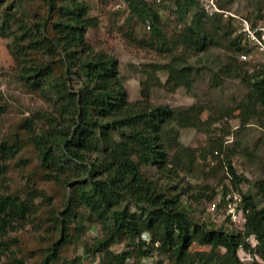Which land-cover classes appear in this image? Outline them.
<instances>
[{
  "label": "trees",
  "instance_id": "trees-1",
  "mask_svg": "<svg viewBox=\"0 0 264 264\" xmlns=\"http://www.w3.org/2000/svg\"><path fill=\"white\" fill-rule=\"evenodd\" d=\"M125 1L131 10L125 20L129 29L123 36L171 59L146 71L141 97L134 102L129 100L117 58L96 51L88 41V31L100 26L99 18L91 14L89 0H0V38H13L9 50L17 75L50 108L21 123L27 142L1 141L0 179H8L9 161L30 145L46 177L71 189L61 218H54L48 247L40 248V264L67 263L66 253L78 244L73 241L75 234L80 240L88 225L100 227V235L91 246L86 245V252L99 256L101 264H147L148 258L151 264H245L244 258L253 255L264 261V159L259 163L262 177L244 193L241 187L249 180L239 174L234 158L241 153L256 163L259 157L247 147L225 145L223 137L210 138L201 149L184 145L180 137L184 129L210 134L215 121L202 119L207 108L202 104L172 108L154 105L151 99L154 88L191 89L196 68L190 59L212 48H225L230 56L218 75L239 79L248 90L245 100L227 114L239 110L242 124L257 119L264 130V63L252 67L241 60L242 54L251 52L242 20L237 26V20L226 22L219 13L209 16L199 0H171L181 20L192 9L199 12L190 24L169 36L162 29L164 3ZM249 1L252 12L247 20L256 27L264 18V0ZM35 2H41L44 11L29 18L24 6ZM219 5L226 7L220 1ZM135 20L151 30L149 39L137 36ZM162 72L168 73L164 83L159 76ZM38 121L44 126L38 128ZM221 157L228 173L224 179L230 184L220 196L230 187L243 196V229L203 220L185 200L187 190L179 193L177 187L160 182L161 178L177 179L181 173L193 174L201 162ZM70 163L77 168L73 170ZM143 166L154 167L157 176L148 177ZM33 189L24 196L0 190V264L5 263L4 252H11L10 235L24 230L38 213L35 200L40 190ZM214 197L215 193L208 198ZM224 209L222 200L216 214ZM251 238L257 241L256 248ZM195 244L211 250L192 252ZM118 245L123 249L112 250ZM156 254L164 260L156 261ZM8 258L7 264H25L13 252Z\"/></svg>",
  "mask_w": 264,
  "mask_h": 264
},
{
  "label": "rangeland",
  "instance_id": "rangeland-1",
  "mask_svg": "<svg viewBox=\"0 0 264 264\" xmlns=\"http://www.w3.org/2000/svg\"><path fill=\"white\" fill-rule=\"evenodd\" d=\"M91 5V14L100 20V26L97 29L88 31L87 38L89 43L96 51H103L118 60L120 76L124 80L125 87L131 102L137 101L141 97V83L146 79L147 70L155 64H167L171 59L160 57L153 51L139 46L131 39L123 36L128 26L125 20L130 14V6L125 0H89ZM149 2H162L163 6V31L173 36L183 26L192 22V19L199 12L198 9L189 11L183 20L173 10L174 3L171 0H148ZM210 0H199L201 7L207 15H214L211 10L206 8ZM226 4L222 8L219 5ZM217 0L218 7L221 10V16L228 22L235 19L234 23L238 26V20H247V14L252 12L249 0ZM24 10L29 18L36 12H43L44 8L41 2L26 4ZM22 13V11H21ZM248 21V20H247ZM251 24V23H250ZM135 32L137 36L150 38L151 30L135 20ZM12 39L0 38V143L3 139L13 144L15 141L27 142L26 133L20 129V125L26 118L33 114L40 115L39 112L50 111V108L41 94L28 90L24 83L20 81L17 75L16 62L9 50ZM250 54L246 60L250 66L264 63V55L250 46ZM230 53L225 48H212L207 52L192 57L189 61L191 66L196 68L193 77V86L191 89L184 87L177 89L175 92H169L164 87L154 88L151 92V99L154 105H166L172 108L202 104L207 108L203 115V120H214L215 123L210 130V134L201 133L195 129H184L180 132L181 142L191 148L201 149L210 138H224L225 145L239 148V146L251 152L259 158L253 162V157L244 156L239 153L234 158V166L239 174L246 177L249 181L241 187L246 193L250 185L262 177L260 161L264 159V130L258 126L257 119H253L250 124H242L239 116L241 111L235 110L231 114L228 112L238 107L239 103L244 101L248 90L239 79H230L226 76H219L220 68L228 62ZM252 71V69H251ZM162 82H166L168 73L159 74ZM41 116V115H40ZM215 118V119H214ZM254 123V124H253ZM38 128L43 127L44 123L38 121ZM120 134L116 138L120 139ZM263 138V139H262ZM32 147L27 145L25 149L8 163L6 175L7 180L0 179V188L2 192L9 191L19 192L21 196L28 194L29 191L37 187L40 195L35 200L38 213L33 219L29 220L24 230L12 233L9 240L11 245L9 250L21 258L25 264H40L43 259L42 250L47 248L48 238L52 236V226L54 225L55 216L61 218L64 200L70 193L69 187L64 188V183L46 177L47 172L41 170L40 161L37 153L32 151ZM19 158L25 159L19 161ZM210 158L205 163H200L196 172L190 175L180 174L179 178L167 180L161 178L162 186L177 187L179 193L187 190L185 200H189L190 208L196 211L197 216L208 221H216L217 225L226 223L231 229L233 226L226 217L221 214L217 216L211 210V204L220 198L226 184L229 180L224 179L227 176V169L222 166L221 160ZM73 170L77 165L70 163ZM143 170L148 177L157 176V171L152 166H143ZM54 172V171H53ZM63 184V185H62ZM7 189V190H5ZM236 191V190H235ZM239 192V191H237ZM215 193V197L210 200L208 197ZM191 195L190 199H187ZM197 197V199H195ZM100 227L88 225L85 233L75 234L72 245L66 253L67 263L74 260L75 264H101L100 257L86 252V245L91 246L94 239L100 235ZM147 238V236H145ZM16 238V239H15ZM123 245H118L112 250L120 251ZM208 246H199L195 244L191 251L209 252ZM11 252H4L6 256L3 259L4 264L9 262L8 256ZM259 257V256H258ZM80 258V259H79ZM156 261L164 260L163 257L156 254L153 257ZM258 260H261L260 262ZM77 261V262H76ZM245 264H264L259 257L250 256L244 258ZM168 264V263H166Z\"/></svg>",
  "mask_w": 264,
  "mask_h": 264
},
{
  "label": "built area",
  "instance_id": "built-area-1",
  "mask_svg": "<svg viewBox=\"0 0 264 264\" xmlns=\"http://www.w3.org/2000/svg\"><path fill=\"white\" fill-rule=\"evenodd\" d=\"M206 8L211 10V12L221 13L218 7L217 0H210L207 2ZM242 32L245 34L249 45L257 50L259 53L264 55V18L259 21L256 27H253L249 21L242 20ZM248 56L246 54L241 55V60L246 61ZM224 200L225 209L220 210L217 216L224 214L223 216L228 219L233 228L243 229L246 223V213L242 208L243 196L235 191L233 187L224 196H220L218 200H215L211 204V210L216 213L218 210V205L220 201ZM250 243L252 247L256 248L258 246L257 241L251 238ZM147 264L152 263V259L148 258L145 260Z\"/></svg>",
  "mask_w": 264,
  "mask_h": 264
}]
</instances>
